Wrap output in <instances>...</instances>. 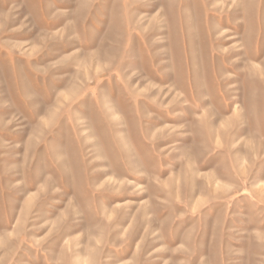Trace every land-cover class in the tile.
<instances>
[{
    "label": "rangeland",
    "instance_id": "rangeland-1",
    "mask_svg": "<svg viewBox=\"0 0 264 264\" xmlns=\"http://www.w3.org/2000/svg\"><path fill=\"white\" fill-rule=\"evenodd\" d=\"M0 264H264V0H0Z\"/></svg>",
    "mask_w": 264,
    "mask_h": 264
}]
</instances>
